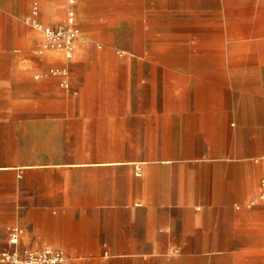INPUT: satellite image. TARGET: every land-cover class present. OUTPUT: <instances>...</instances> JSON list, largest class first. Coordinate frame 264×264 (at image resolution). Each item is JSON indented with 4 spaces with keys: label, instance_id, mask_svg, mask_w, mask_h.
<instances>
[{
    "label": "crops",
    "instance_id": "0c3cea01",
    "mask_svg": "<svg viewBox=\"0 0 264 264\" xmlns=\"http://www.w3.org/2000/svg\"><path fill=\"white\" fill-rule=\"evenodd\" d=\"M0 5L5 9L3 2ZM67 7L57 0H43L40 18L58 22ZM73 8L76 17L86 21L85 8L78 4ZM95 39L104 43L100 36ZM42 58L67 61L57 51L45 52ZM208 69L201 72L207 75L194 78L229 79L223 67ZM94 70L101 74L96 80L114 81L109 76L116 71L113 67L101 65ZM38 72L34 64L0 66L4 115L15 105L38 104L53 87L56 79L39 78ZM126 72L130 73L126 81L148 84L150 95L95 100L125 107L85 115L104 122L105 134L91 144L93 149H80L98 154L96 160L83 164L88 167L68 162L33 168L58 178L32 179L28 204L21 200L16 207L14 222L24 230L21 244L61 249L68 257L66 264H166L174 259L173 250H203L195 253L193 262L214 264L207 255L214 250L239 255L243 249L264 248L261 123L253 114L232 107L227 97L183 96L192 70L154 65ZM88 78L86 73L85 81ZM1 168L12 175L23 169L15 164ZM81 169L92 174L77 175ZM10 222L0 219L5 226ZM5 239L0 230V253L9 248L8 232Z\"/></svg>",
    "mask_w": 264,
    "mask_h": 264
},
{
    "label": "rangeland",
    "instance_id": "374dc122",
    "mask_svg": "<svg viewBox=\"0 0 264 264\" xmlns=\"http://www.w3.org/2000/svg\"><path fill=\"white\" fill-rule=\"evenodd\" d=\"M42 1L0 0L5 7H0V66L34 64L39 68L35 74L39 78L56 79L38 104L15 105L5 110V115L0 108V215L12 219L6 226L0 224L5 241L11 227L24 233L14 222L15 210L21 200L23 205L28 204L32 179L58 178L53 172L36 173L33 168L68 162H80L77 167L85 168L88 165L84 163L98 157L95 152L84 151L104 138V122L88 120L85 115L113 112L125 105H100L95 100L150 95L148 84L126 81L130 75L126 70L175 66L192 70L194 78L207 75L201 72L210 67L215 71L223 67L228 80L190 78L182 95L229 98L232 107L253 114L261 123L264 148V0H74V5L85 8L86 21L75 15V37L55 47L47 44L44 29L53 27L64 33L69 27L67 14L64 9L60 21H43ZM57 1L62 7L68 5L67 0ZM98 36L103 44L95 39ZM52 49L67 51L71 56L66 63L44 61L42 55ZM101 65L116 70L109 74L114 81L96 80L101 74L94 69ZM96 124L100 126L97 130ZM9 164L23 169H16L17 174L12 175L11 170L1 168ZM89 171L81 169L76 174H92ZM260 197L264 201V175ZM201 251L173 250L174 259L166 264H195L191 258ZM228 251L214 250L207 255L213 257L214 264H264V248L243 249L239 255Z\"/></svg>",
    "mask_w": 264,
    "mask_h": 264
},
{
    "label": "built area",
    "instance_id": "2783aa9c",
    "mask_svg": "<svg viewBox=\"0 0 264 264\" xmlns=\"http://www.w3.org/2000/svg\"><path fill=\"white\" fill-rule=\"evenodd\" d=\"M66 18L69 27L63 33L61 30L53 27H46L44 33L47 37V44L51 47L60 45V43L68 44L77 33L73 28L75 12L72 8L74 0H67ZM70 55V53H68ZM136 175L140 174V168H135ZM22 229L11 227L8 232L9 248L0 253V262L7 264H61L64 258V252L61 249L50 246H42L40 248H31L21 244Z\"/></svg>",
    "mask_w": 264,
    "mask_h": 264
},
{
    "label": "bare ground",
    "instance_id": "6f19581e",
    "mask_svg": "<svg viewBox=\"0 0 264 264\" xmlns=\"http://www.w3.org/2000/svg\"><path fill=\"white\" fill-rule=\"evenodd\" d=\"M73 8V7H72ZM74 9V8H73ZM75 12V11H74ZM52 51H57V52H61L62 54H63V56L67 59L68 57H70L71 55H68V52L67 51H61L60 49H52V50H48V51H46V52H52ZM45 53V52H44ZM61 70H63V69H61ZM60 70V71H61ZM65 70V69H64ZM57 71H59V70H57ZM59 71V73H61ZM57 73V72H56ZM251 203V202H250ZM68 261V257L64 254V258H63V260H62V262H61V264H66V262Z\"/></svg>",
    "mask_w": 264,
    "mask_h": 264
}]
</instances>
